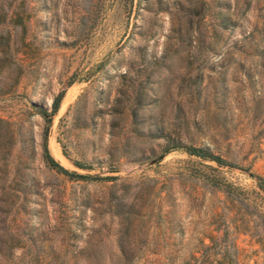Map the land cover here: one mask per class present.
Returning <instances> with one entry per match:
<instances>
[{"label":"rangeland","instance_id":"rangeland-1","mask_svg":"<svg viewBox=\"0 0 264 264\" xmlns=\"http://www.w3.org/2000/svg\"><path fill=\"white\" fill-rule=\"evenodd\" d=\"M248 43L264 0H0V264H264ZM61 90L47 148L85 178L43 156Z\"/></svg>","mask_w":264,"mask_h":264},{"label":"trees","instance_id":"trees-1","mask_svg":"<svg viewBox=\"0 0 264 264\" xmlns=\"http://www.w3.org/2000/svg\"><path fill=\"white\" fill-rule=\"evenodd\" d=\"M224 24L228 23L227 18L223 19ZM245 39V38H243ZM237 43V42H236ZM234 48H236L237 50H239V52L241 53H247V49L250 48L251 52H253V54H256L261 62L259 63V68H260V74L261 76H263V72H264V48L262 49L260 46H258V44H250L248 43V45H241L239 48H237L236 44L234 45ZM64 96V91L61 90L60 92H58L51 103V108L50 111H47L46 109L43 108H38V112L42 115V117L45 120V127H44V131H43V138H42V148H43V156L44 159L46 160V162L53 167L54 169L58 170L59 172L71 177V178H85V175L82 174H78L74 171H70L66 168H64L56 159H54V157L49 153V150L47 148V131L49 128V125L52 121V117L53 115L58 111L61 100ZM180 146H176V147H167L164 149V153L169 152L170 150L177 148ZM183 149L191 155H195L198 156L202 159L205 160H213L216 163L220 164V165H228L229 167H232L233 165L231 164H226L220 157L213 155L209 150L202 148V147H192V146H184ZM256 178V180L258 181V187H260L262 190H264V178L260 177V176H254ZM108 178H113V177H108Z\"/></svg>","mask_w":264,"mask_h":264},{"label":"bare ground","instance_id":"bare-ground-1","mask_svg":"<svg viewBox=\"0 0 264 264\" xmlns=\"http://www.w3.org/2000/svg\"><path fill=\"white\" fill-rule=\"evenodd\" d=\"M71 91H69V93L68 94H66L65 95V97H64V99H63V101H62V108H64L65 106H66V104H67V102H68V100L71 98V93H70ZM63 110V109H62ZM55 146V145H54ZM53 146V147H54ZM52 147V148H53ZM58 157H60V153H59V151L57 150V148H53V150H52Z\"/></svg>","mask_w":264,"mask_h":264},{"label":"water","instance_id":"water-1","mask_svg":"<svg viewBox=\"0 0 264 264\" xmlns=\"http://www.w3.org/2000/svg\"><path fill=\"white\" fill-rule=\"evenodd\" d=\"M263 193H264V190H262L260 187H258Z\"/></svg>","mask_w":264,"mask_h":264}]
</instances>
